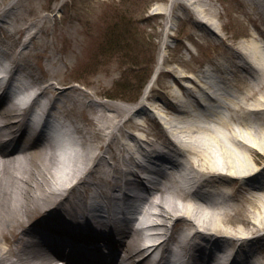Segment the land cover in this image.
Listing matches in <instances>:
<instances>
[{
	"label": "bare ground",
	"instance_id": "1",
	"mask_svg": "<svg viewBox=\"0 0 264 264\" xmlns=\"http://www.w3.org/2000/svg\"><path fill=\"white\" fill-rule=\"evenodd\" d=\"M65 1H57L54 7ZM246 2L254 6L251 19L255 27L249 37H239L246 44L227 50L232 53L211 66L210 75L230 72L233 76L224 77L226 87H211L214 98L203 96L208 101L202 111L178 105L173 108L152 99V109L142 103L165 62L162 54L135 104L97 107L87 103L85 92L69 93L74 85L62 86L60 70L47 66L50 77L39 83L42 85L31 96L32 82L36 84L40 75L28 58L31 49L14 50L17 39L11 36L28 31L25 48L32 40L35 45L47 43L35 40L30 22L17 23L16 16L12 19L13 4L2 10L0 19L8 23L5 28L10 35L6 43L0 39V64L8 61L4 72L7 80H16L17 88L8 89V83L0 81V264H162L176 242L173 229L181 227V218L185 220V238L176 244V264L221 262L217 255L208 260L201 255L188 258L192 248L205 253L211 247L228 253L224 264H264V0ZM174 6L193 16L204 14L208 19L200 20L209 33L218 25L216 18L222 20L228 13L225 6L218 9L213 0H176ZM156 9L160 14L167 12L162 5ZM173 18L175 15L168 26L175 25ZM172 69L181 72L179 76H191L179 66ZM233 84L237 87L234 94L230 89ZM168 91L183 104L196 97L176 86ZM213 101L219 107L213 106ZM88 105L93 115L87 118L84 111ZM34 106L38 112L27 120L24 114ZM75 107L77 111L70 112ZM108 110L122 116L123 124ZM181 110L188 114L186 118ZM143 117L164 124L169 156L164 155V161L169 158L171 165L147 196L136 189L130 198L123 185L133 181L138 167L148 169L156 159V143L148 135L152 133L145 124L148 118L143 121ZM46 121L57 123L61 132L47 128ZM127 124L148 134L136 132L134 143L130 142L123 138ZM103 135L108 140L102 141ZM134 144L140 149H134ZM176 155L180 161L171 159ZM25 165L32 168L30 172L22 170ZM174 184L190 194H183ZM118 192L120 196H116ZM135 199L144 204L136 211L139 226L134 210L129 209ZM124 212L125 226L120 224L125 214L119 216ZM149 227L155 230L152 236L147 233ZM215 235L216 241L227 244L213 247L211 237ZM95 242L100 243L98 248Z\"/></svg>",
	"mask_w": 264,
	"mask_h": 264
},
{
	"label": "rangeland",
	"instance_id": "2",
	"mask_svg": "<svg viewBox=\"0 0 264 264\" xmlns=\"http://www.w3.org/2000/svg\"><path fill=\"white\" fill-rule=\"evenodd\" d=\"M57 1L59 0H0V18L3 17L2 10H7L13 4L12 19L16 16L17 23L23 20L30 22V29L36 34L35 40L47 43L45 46L35 45L32 40L28 43L29 48H25L23 41L28 31H17L11 36L17 39L14 50L31 49L28 58L32 61V68L40 75L36 84L32 82V90H38L37 86L42 85L39 83L50 77L45 70L50 67L52 70H60L58 78L61 79L62 86L74 85L79 88L73 91L76 88L71 87L69 93L85 92L84 100L97 107H102L103 104L109 106L133 103L139 97L141 86L155 71L161 52L165 62L154 81L151 98L161 104H169L166 97V94L171 96L167 90L168 82L176 79L175 75L178 79H188L194 83L188 77L179 76L181 72H175L172 66H179L187 72H200L199 68L206 63L214 66L215 62H219L218 58L232 53L227 50L246 44L239 37L248 36L252 26L255 27V22L251 19L254 6L246 0H213L218 9L224 10L225 6L228 11L222 20L216 18L218 25L212 28L217 33H213L212 29L211 33L204 29V22L199 19L207 20L204 14L193 16L187 10L174 8L176 0H66L55 8ZM161 5L165 6L166 13L157 12L156 7ZM174 15V27L170 26L171 23L168 26V20ZM12 19L6 20L12 22ZM7 26L8 23L0 19V28L4 27L0 29V39L5 43L9 41L10 35V30L5 28ZM39 26H42L41 29ZM261 26L264 28L263 22ZM2 45L0 44V49L3 48ZM233 54L237 56L236 53ZM54 60L57 63L53 64ZM203 74L208 79H218L224 87L227 86L224 77L232 76L228 72L219 75L216 72V76ZM198 78L199 87L193 84L192 88H182V91L198 93L202 89L200 85L204 83ZM25 80L32 81L29 77ZM234 85L231 88L236 93L237 87ZM88 95L90 98H87ZM192 99V96L188 99L189 103L193 102ZM41 100L44 102L45 98ZM67 101L72 105L71 100ZM71 109L70 112L77 111V107ZM92 109L90 105L85 108L84 115L87 118L93 115ZM108 112L113 115L114 120L120 119L119 122L123 124L122 116L118 118L112 110ZM146 124L152 133L148 134L127 124L123 138L134 143L132 136L136 132L140 136L148 134L156 137L158 131L163 129L162 124L149 118ZM100 135L99 131L97 139H100ZM106 140L108 138L103 135L102 141ZM134 149L140 148L134 144ZM26 169L30 172L32 168L25 165L22 170ZM181 219L185 222L184 218Z\"/></svg>",
	"mask_w": 264,
	"mask_h": 264
}]
</instances>
